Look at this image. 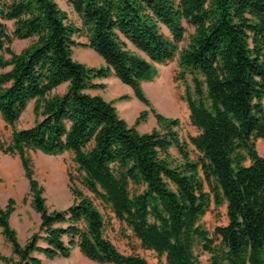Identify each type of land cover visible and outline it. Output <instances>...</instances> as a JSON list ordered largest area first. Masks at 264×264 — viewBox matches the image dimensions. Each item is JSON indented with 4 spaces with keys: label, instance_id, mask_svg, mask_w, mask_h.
<instances>
[{
    "label": "trees",
    "instance_id": "obj_1",
    "mask_svg": "<svg viewBox=\"0 0 264 264\" xmlns=\"http://www.w3.org/2000/svg\"><path fill=\"white\" fill-rule=\"evenodd\" d=\"M66 1L80 27L55 0H0V118L11 128L0 152L18 157L39 216L21 245L9 225L14 201L0 206V235L11 251L0 264L69 259L74 249L96 264H148L118 251L105 236L102 213L78 188H70V206L50 211L32 152L70 154L82 185L165 264H264V0ZM185 25L193 33L180 48ZM79 35L87 42H77ZM13 40L29 44L16 53ZM75 48L92 50L103 66L77 62ZM175 59L197 131L189 137L196 160L179 120L158 113L141 85ZM111 77L132 89L158 130L138 132L115 101L87 93L103 91L101 81ZM31 102L34 124L16 129ZM211 204L224 205L227 219L212 235L200 223Z\"/></svg>",
    "mask_w": 264,
    "mask_h": 264
},
{
    "label": "rangeland",
    "instance_id": "obj_2",
    "mask_svg": "<svg viewBox=\"0 0 264 264\" xmlns=\"http://www.w3.org/2000/svg\"><path fill=\"white\" fill-rule=\"evenodd\" d=\"M60 9L66 12L69 21L77 26H81L79 17L73 12L66 0H55ZM11 31V23L7 24ZM186 29L184 41L180 44V48H184L188 44V38L193 33V29L184 26ZM164 34L168 32L163 28ZM80 43H86L84 35L75 37ZM29 41L13 40L11 48L14 52L19 53L28 46ZM7 58V56H5ZM74 60L86 66L100 68L103 66L101 58L92 50L75 48L73 54ZM157 75L151 82H143L142 89L150 100L153 108L166 118H176L179 120V135L181 140L187 143V150L190 158L196 160L198 154L189 143V137L197 135V131L191 126L189 121V112L187 105L183 100L184 84L177 80L179 67L177 59L165 65H158ZM1 72V71H0ZM104 83L106 88L99 92L98 95L106 101H115L114 106L119 116L125 120L128 126L136 127L140 133H148L154 129H159L155 118L150 110L146 107L141 109L143 104L138 100L130 101L128 90L125 85L115 78L106 79ZM187 84L190 85V79L187 78ZM127 87V86H126ZM65 90V85L59 87L55 93L61 94ZM127 95L128 101H118L121 96ZM264 104V100H263ZM33 103L31 102L21 118L17 122L16 129H27L34 124V116L32 113ZM147 111L148 115L140 125L136 126V119L143 112ZM11 134V128L6 126L0 118V138L2 141H8ZM257 151L262 154V144L257 143ZM170 154L179 162L180 157L175 149L170 150ZM32 161V169L34 178L43 188V197L46 207L52 210H64L72 204L73 196L71 187L78 188L84 195L91 198L97 208L100 210L105 221V236L115 245L122 254H137L143 257L148 264H165V258H158L152 251L144 250L140 247L139 241L133 236L126 226L118 221L111 213L110 209L97 200L81 183L79 173L72 162V156L65 153L61 156H48L41 152L30 153ZM9 199L14 201V212L10 215L9 225L18 234L22 240H26L31 234L36 232L39 226V216L31 207V198L28 192V182L24 176V172L18 157L9 156L0 152V206L4 208ZM11 219V220H10ZM201 225L208 231L210 235L218 226H224L227 223L225 206L214 207L210 205L209 211L201 219ZM16 229V230H15ZM16 233V235H18ZM24 238V239H23ZM20 244H24L25 241ZM199 255V250L196 249ZM10 257L11 251L9 245L0 236V257ZM203 263L206 262L207 256L200 255ZM42 260V264H96L87 260L77 251L73 252L69 259H56L48 261L42 256H37Z\"/></svg>",
    "mask_w": 264,
    "mask_h": 264
},
{
    "label": "crops",
    "instance_id": "obj_3",
    "mask_svg": "<svg viewBox=\"0 0 264 264\" xmlns=\"http://www.w3.org/2000/svg\"><path fill=\"white\" fill-rule=\"evenodd\" d=\"M114 78V77H113ZM116 79V78H115ZM117 80V79H116ZM107 80H103V81H101V83H105ZM125 88L128 90V95L130 96V101H132L133 99H136L135 97H134V95H133V92H132V89L131 88H129L128 86L126 87L125 86ZM99 92H101L100 90L99 91H87V93L89 94V95H91V96H96V95H98L99 94ZM139 107H141V109H143L145 106L143 105V107L142 106H139ZM11 220V219H10ZM16 230V229H15ZM16 233L18 234V231L16 230ZM1 236V235H0ZM2 237V236H1ZM29 238V237H28ZM27 238V239H28ZM17 239L19 240V241H21V242H23V241H25L26 242V240H22V238H20V236H19V234L17 235ZM24 239V238H23ZM24 242V243H25ZM21 245H23V244H21ZM75 251H77L78 253H79V251L77 250V249H74L73 250V252H75ZM72 252V253H73ZM80 254V253H79ZM63 260H66V259H63Z\"/></svg>",
    "mask_w": 264,
    "mask_h": 264
}]
</instances>
